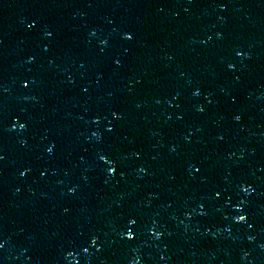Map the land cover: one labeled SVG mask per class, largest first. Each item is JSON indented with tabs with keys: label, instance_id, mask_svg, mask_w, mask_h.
Segmentation results:
<instances>
[{
	"label": "water",
	"instance_id": "1",
	"mask_svg": "<svg viewBox=\"0 0 264 264\" xmlns=\"http://www.w3.org/2000/svg\"><path fill=\"white\" fill-rule=\"evenodd\" d=\"M0 86V264H264V0H0Z\"/></svg>",
	"mask_w": 264,
	"mask_h": 264
},
{
	"label": "snow or ice",
	"instance_id": "2",
	"mask_svg": "<svg viewBox=\"0 0 264 264\" xmlns=\"http://www.w3.org/2000/svg\"><path fill=\"white\" fill-rule=\"evenodd\" d=\"M189 2H191V0H189ZM219 6H220L221 8L225 7V5H223V4H221V5H219ZM21 22L23 23V21H21ZM27 26H28L29 28H34V27L36 26V23H35V21H33V22H30ZM44 35H45V36H51V33L48 32V31H45V32H44ZM91 35H95V33H91ZM216 36H217V39H220V38H221V34H220V33H217ZM122 38H123L124 40H131V39H132V36H131V34H129V33H123ZM209 39H211V38H209ZM201 43H203V41H201ZM235 55H236L237 57H241V56H246L247 54H246V53H242L241 51H235ZM114 63H116L117 66L119 65V61H115ZM227 67H228L229 69H232V68H233V65H232L231 63H229V64L227 65ZM22 87H25V88L28 87V83H27V82H22ZM0 91H2V92H6L7 89L4 88L3 86H0ZM85 91H86V89H85ZM192 95H193V96H198V95H200L199 89L193 91V92H192ZM173 99H175V97H174ZM157 102H158V101H157ZM196 111L199 112V113H202V112L204 111V109H203L202 107H197V108H196ZM112 116H113V119H115V120H119V119L121 118V116H120L119 114L115 113V112L112 113ZM176 118H177V120H181V119H182V116H177ZM233 119L236 120V121H239V120H240V116H239V115H236V116L233 117ZM92 123H93V124H97V123H99V117L94 118V119L92 120ZM17 125H18V127H19L21 130H25V124H24L23 122H19V123H18L17 120H13V119H12V124H11V127L8 129V131H15V129L17 128ZM105 131H107V132H111V131H112V128H111V127H107V128L105 129ZM189 136H191V132H189L188 135L184 137L185 141H187V140L189 139ZM91 137H92L93 139H95L96 141H98V142L101 140V136H100V133H99L98 131H93V132L91 133ZM217 139H221V140H222L223 137H222V136H218ZM24 143H25V141H23V140L20 141L21 146H23ZM53 147H54L53 145H49V146L45 149V151H47V153L50 155V154L52 153V149H53ZM170 151H173V152H174V151H175V148L170 149ZM134 155H135V154H134ZM97 158H98V160H99L102 164H104V165L106 166L105 169H104V171H105L109 176H113V175L116 174V172H117V167L114 165L113 160L109 159L105 154H101V153H97ZM3 160H4V156H3V155H0V161H3ZM188 167H189V170H190V171H189V174H190V175H191L192 172H199V171H200V167H198V166H194V165H191V164H190ZM27 171H28V169H25L24 171H21V172L19 173V175L22 177V176L25 175V173H26ZM138 171H139V172H143L144 169H143V168H140V169H138ZM122 174H123V173H121V175H122ZM41 175H44V173H41ZM17 191H19V189H17ZM74 191H75L74 188H70V189H69V193H70V194L73 193ZM239 191H240L241 193H243L245 196H247L248 194L251 193L252 188H251L250 185H249V186H245L244 184H240V186H239ZM220 195H221V193H220L219 191H217V192L215 193V197H216V198H219ZM243 203H244V201H243V200H240L239 203H238L237 205H235L234 210H235V212L237 213V215H235V216L233 217V220H234V222H236V223H243V222H245L246 219H247L246 214H241V213H242V205H243ZM198 207H199L200 210H201V211H200V215H202V216L205 215V212L203 211V208H204L203 203L199 204ZM226 218H227V217H225V219H226ZM136 225H137V220H136L135 218L129 217V218L127 219V221H126V224H125V228H126L127 230H126V231H123V232L121 233L122 237L126 238V239L129 240V241L133 240V239L135 238V232L133 231V229L135 228ZM248 227L251 228L252 225H251V224H248ZM147 231H148L149 233H151L153 236H155L156 238H159V236L162 234V233H160V232L154 231V228H153V227H148V228H147ZM252 239H253V238L250 236V237H249V240H252ZM92 243H93V244L96 243L95 239L92 240ZM84 251L86 252V251H87V248H85ZM136 264H139V262L137 261Z\"/></svg>",
	"mask_w": 264,
	"mask_h": 264
},
{
	"label": "clouds",
	"instance_id": "3",
	"mask_svg": "<svg viewBox=\"0 0 264 264\" xmlns=\"http://www.w3.org/2000/svg\"><path fill=\"white\" fill-rule=\"evenodd\" d=\"M92 33H94V32H92ZM90 35H91V33H90ZM100 43L104 44L105 42L104 41H100ZM0 247H3V242H0ZM68 255L71 256L72 254L68 253ZM245 255H247V254L245 253ZM137 261H138V259H137ZM137 261H133V262H131V264H136Z\"/></svg>",
	"mask_w": 264,
	"mask_h": 264
}]
</instances>
